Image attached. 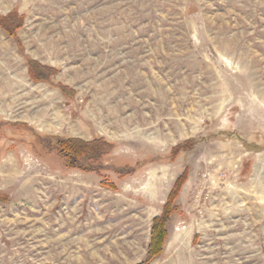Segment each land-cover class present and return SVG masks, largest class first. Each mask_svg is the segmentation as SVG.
I'll list each match as a JSON object with an SVG mask.
<instances>
[{
  "label": "rangeland",
  "instance_id": "rangeland-1",
  "mask_svg": "<svg viewBox=\"0 0 264 264\" xmlns=\"http://www.w3.org/2000/svg\"><path fill=\"white\" fill-rule=\"evenodd\" d=\"M182 173L149 264H264V0H0V264H141Z\"/></svg>",
  "mask_w": 264,
  "mask_h": 264
},
{
  "label": "trees",
  "instance_id": "trees-1",
  "mask_svg": "<svg viewBox=\"0 0 264 264\" xmlns=\"http://www.w3.org/2000/svg\"><path fill=\"white\" fill-rule=\"evenodd\" d=\"M7 32H10L5 28ZM41 69V70H39ZM46 68L40 67L37 63L29 62V75L33 80L41 81L47 80L49 76ZM59 87V86H58ZM61 92L66 95L65 88L59 87ZM57 152L69 168H82L80 164L84 160L95 162L105 155L111 146L102 139L92 142H84L77 139H67L58 141L56 144ZM180 145L176 147L175 151L182 149ZM83 170H87L83 168ZM95 170V169H94ZM186 174L182 173L175 181L172 190L170 191L167 201L163 206L161 215L155 217L152 221L150 242L147 248L146 258L141 264H149L154 259L158 258L164 248L167 238L166 224L171 213L174 211V202L178 197L182 184L185 182ZM110 188L114 187L107 184ZM8 197L0 194V202L6 203Z\"/></svg>",
  "mask_w": 264,
  "mask_h": 264
}]
</instances>
